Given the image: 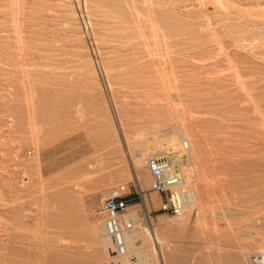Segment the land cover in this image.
<instances>
[{"label": "rangeland", "instance_id": "rangeland-1", "mask_svg": "<svg viewBox=\"0 0 264 264\" xmlns=\"http://www.w3.org/2000/svg\"><path fill=\"white\" fill-rule=\"evenodd\" d=\"M182 129L198 206L172 216L141 161ZM121 185L141 264L264 253V0H0V264H113Z\"/></svg>", "mask_w": 264, "mask_h": 264}, {"label": "built area", "instance_id": "built-area-1", "mask_svg": "<svg viewBox=\"0 0 264 264\" xmlns=\"http://www.w3.org/2000/svg\"><path fill=\"white\" fill-rule=\"evenodd\" d=\"M144 167L150 175L149 190L163 197L159 211L172 216L183 214L191 189L173 153L156 150L146 156ZM128 193L129 189L125 185L117 186L105 194L101 205L105 232L118 255L126 252L124 234L136 227L133 221L123 218L128 209ZM251 264H264V253L256 255Z\"/></svg>", "mask_w": 264, "mask_h": 264}, {"label": "bare ground", "instance_id": "bare-ground-1", "mask_svg": "<svg viewBox=\"0 0 264 264\" xmlns=\"http://www.w3.org/2000/svg\"><path fill=\"white\" fill-rule=\"evenodd\" d=\"M177 133H178V131H177ZM139 135H141V137L145 138V133L139 132ZM188 139H189V136L187 135L186 131L182 129L180 131V133H178V135H176L175 137L174 136L173 137H170L168 139V141H167L168 142V145L171 146V148H169V150L170 149L172 150L171 152L176 157V159L179 161V166H180L181 172L184 171L181 168V164H182V161L183 160L188 163L187 166H189L193 162V159L191 161V158H193V157H191V156H193V155H191V153L193 152L192 149L190 148L191 145L188 146L189 148L187 146L185 148L184 143H183L184 141H187L188 142ZM175 141L178 142V145H176V142ZM162 146L163 145H161V146H155L154 151H156V150L165 151V148L162 147ZM144 151L145 150H137L135 152V155L130 156V165L134 169L132 176H133L135 182L138 183V190L139 191H141V187L139 186V180L140 179H139V176H138V174L136 172L135 165H138L140 163V161L134 162L133 161V158H138V160H139L140 158L143 157ZM152 152H150V153H152ZM144 159H142V161H141V163L143 165H144ZM190 173H191V169H189L188 170V173H187L189 175V177H190ZM144 203H145L144 205L147 206L146 201ZM196 206H198V195H197V192L195 191V189H191L190 192H189L188 204H187V208H186L185 211H187L190 208L196 207ZM146 211H147V208L145 210V213H146ZM183 214H181V215H183ZM181 215H179V216H181ZM125 218L127 220L136 221V219L138 218V214H137L136 211L129 210L128 213L125 215ZM151 227H152V225H151ZM146 230L148 231V228ZM151 233H152V237H153L152 238V241L155 244H157V249H158L159 254H160V256L162 258V261H163V247H162L163 240L158 237V234H157V232H156V230L154 228L151 229ZM138 234H139V231L136 230V229H133L130 232H126L124 234V242H125L126 252L123 255L116 254L115 257L113 256V259H114L112 261L113 264H141V262H140L141 261L140 252H136V253L131 254V249H135L138 246L137 245L139 243V241H138V236L139 235ZM100 243H101L102 248H104V249L108 245H110L111 248L113 249L111 240H110V238H109V236L107 234H106L105 237L103 236V238L101 239ZM112 249L111 250H108V254L113 253ZM110 257H112V256H110ZM37 261H38V259H37Z\"/></svg>", "mask_w": 264, "mask_h": 264}]
</instances>
